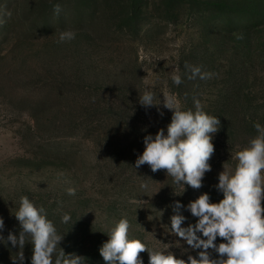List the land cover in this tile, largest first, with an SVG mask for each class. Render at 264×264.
<instances>
[{
  "label": "rangeland",
  "instance_id": "374dc122",
  "mask_svg": "<svg viewBox=\"0 0 264 264\" xmlns=\"http://www.w3.org/2000/svg\"><path fill=\"white\" fill-rule=\"evenodd\" d=\"M0 10L12 13L0 24V234L18 235L14 214L27 196L64 235L65 253L86 264H105L99 249L122 218L150 251L196 256L171 234L170 217L179 201L187 227L197 221L190 201L223 199L219 173L234 172L254 124L264 126V0H0ZM67 30L75 38L60 42ZM191 66L210 78L189 79ZM146 90L161 104L142 106ZM166 96L182 110L199 100L220 120L198 190L135 167L144 137L171 122ZM17 251L0 243V264H13ZM23 251L31 264V243ZM140 257L149 264L147 251Z\"/></svg>",
  "mask_w": 264,
  "mask_h": 264
},
{
  "label": "clouds",
  "instance_id": "9594fccd",
  "mask_svg": "<svg viewBox=\"0 0 264 264\" xmlns=\"http://www.w3.org/2000/svg\"><path fill=\"white\" fill-rule=\"evenodd\" d=\"M61 10L59 4L54 6L57 15ZM11 15L9 10H0V24ZM74 38L75 32L67 30L61 32L59 40ZM190 71L189 79L211 76L198 66H191ZM172 79L176 85L182 83L179 75ZM156 98L153 92L146 90L139 96V103L145 108L158 106L161 100L159 104L154 103ZM162 103L172 112L171 122L166 133L161 128L154 136L144 137V151L136 159L135 167L147 164L152 172L165 170L183 192L185 185L198 190L203 186L205 173L211 171L209 161L215 152L213 134L218 132L220 120L205 112L199 100H194L195 110H182L175 96L163 97ZM254 128L257 135L236 153L234 172L223 170L219 173L215 187L223 194V199L213 203L209 194L203 193L190 201L187 210L197 221L187 227H182L186 217L180 209L184 206L179 201L173 206L170 232L190 249L198 250L196 256L188 255L185 260L171 251H150L141 240L129 238L130 223L122 218L99 249L105 264H143L140 254L145 251L149 254V264H264V126L256 123ZM141 187L146 189L147 182ZM67 193L75 195V189L68 188ZM14 215L19 222L18 235L10 231L5 239L0 234V243L18 248L13 264H24L26 243L32 245L31 264H86V257L66 254L59 246L64 235L58 233L43 206L21 196ZM70 219L65 213L61 222L68 223ZM4 227L0 217V233ZM217 238L224 242L217 244ZM209 250L218 254L217 258H213Z\"/></svg>",
  "mask_w": 264,
  "mask_h": 264
},
{
  "label": "trees",
  "instance_id": "16d2710c",
  "mask_svg": "<svg viewBox=\"0 0 264 264\" xmlns=\"http://www.w3.org/2000/svg\"><path fill=\"white\" fill-rule=\"evenodd\" d=\"M74 245H75V243H74ZM77 246V245H76ZM72 251V250H71ZM71 253V252H70ZM74 253V252H73Z\"/></svg>",
  "mask_w": 264,
  "mask_h": 264
}]
</instances>
